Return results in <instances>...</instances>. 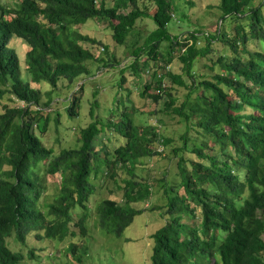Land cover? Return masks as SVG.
<instances>
[{"label": "trees", "instance_id": "trees-1", "mask_svg": "<svg viewBox=\"0 0 264 264\" xmlns=\"http://www.w3.org/2000/svg\"><path fill=\"white\" fill-rule=\"evenodd\" d=\"M146 1L21 0L14 6L0 1V99L10 94L22 104L6 105L0 113V264H22L25 258L7 245L12 235L29 246V258L35 249L28 237L62 241L87 236L88 201L100 175L114 182L118 170L124 176L117 179L121 200L103 198L94 206L102 230L119 237L135 215L146 211L133 205L147 201L152 191L148 183L139 187L136 168L158 154L160 124H135L134 104L113 122L91 121L79 130L74 146L58 153L40 135L49 120L41 111L60 81L68 88L87 73L88 61L117 64L115 57H97L83 45L97 41L78 26L98 18L107 22L115 44L126 45L131 37L130 58L120 72L128 69L140 81V97L162 101L153 114L175 117L183 127L181 146L172 153L188 156H179L178 180L163 190L167 218L150 235V264H264V0H218L215 31L197 28L181 42L179 33L168 28L170 22L177 25L173 0ZM184 3L193 7L192 0ZM176 15L178 22H188L184 13ZM144 19L150 28L144 27L141 35L137 24ZM199 32L204 34L202 47L197 46ZM13 38L28 48L23 73L9 45ZM163 42L178 49L181 72L167 68L171 57L167 50L160 52ZM212 42L224 44L229 54L210 55ZM200 57L211 61L204 65L206 72L196 65ZM161 59L165 62L157 65ZM142 72L147 76L143 82ZM119 79L123 84L124 78ZM41 85L49 90L41 91ZM81 88L68 97L65 112L70 116L78 115ZM59 114L55 111L56 124ZM106 131L115 138L110 150L102 143ZM55 173L59 193L47 202L45 174ZM66 250L81 263L82 245L70 241Z\"/></svg>", "mask_w": 264, "mask_h": 264}, {"label": "rangeland", "instance_id": "rangeland-1", "mask_svg": "<svg viewBox=\"0 0 264 264\" xmlns=\"http://www.w3.org/2000/svg\"><path fill=\"white\" fill-rule=\"evenodd\" d=\"M8 6H14L21 0H0ZM146 0H142V2ZM193 7H189L184 0H173L177 7L174 15L177 25L172 22L168 24V28L172 33L178 34L179 41L188 38V31H194L197 28L203 33L212 34L219 21L220 16L216 8L218 0H192ZM179 5V6H178ZM264 9V6H263ZM187 15L188 22H178L177 12ZM146 24V25H145ZM140 34H144V27L150 28L146 19L137 24ZM198 25H200L198 27ZM228 25L224 29L229 30ZM201 28H203L201 30ZM82 33L94 37L97 41L95 45L83 44L86 48L97 57L110 58L115 57L117 64L113 66L104 67L101 63L96 61H88L87 73L81 74L76 80H73L68 88H64V81H60L58 89L51 91L52 101L48 107H45L41 114L49 118L47 128L41 135L42 143L51 148L53 153H58L62 148H70L74 146L79 138L78 132L82 127L87 126L91 121L100 119L101 122H108L120 118L121 112L124 109H129L132 104L134 115L133 122L142 128L147 125L158 127L159 138L155 142V149L158 154L152 158H144L141 164L137 165L136 175L139 183L143 187L144 184H150L152 187L151 196L147 201L140 202L135 207H141L146 211L134 216L133 221L122 232L121 236L117 237L113 234H108L98 226V216L95 212V204L103 198L116 199L120 201L122 198L121 183L117 179L124 178L121 171H117L119 177L114 182L109 180L105 175H100L99 179L93 180L96 185V193L89 198V218H88V234L81 240L79 237H67L62 241L57 240H35L33 237H28L30 241L28 245L34 247L33 258L28 257V247L23 246L14 239V235L7 238V245L13 251H22L25 258L22 264H150V256L152 253L153 239L150 235L159 227L164 225L167 216L165 215L164 204L166 197L163 190L166 189L170 183L176 184L178 180L176 161L180 155L188 156L187 153L178 151L177 154L172 153V149L181 146L179 135L183 131L182 124L178 122L177 118L157 112L153 114L154 110L162 108V101L160 104H155L148 97H140L137 87L140 81H137L128 69L123 73L120 68L127 65L128 58H130L131 37H128L126 45H118L112 41L111 30L107 26L104 19H89L85 24L77 28ZM183 31L182 33H180ZM136 37L135 33H133ZM200 38L197 46L202 47L205 44L204 34L199 32ZM16 51L21 65V73L25 67L23 59L24 53L28 49L26 44L21 40L13 38L9 43ZM102 47L105 48L102 51ZM169 51L171 60L168 63V69L173 73L181 72V63L178 60V49L173 45L163 42L160 46V52ZM229 54V50L224 44L220 42H212L211 53L213 57L218 54ZM108 55L107 57H105ZM110 55V56H109ZM167 57V55H166ZM165 61L159 60L157 65H162ZM211 64V61L205 57H200L197 62L198 69L201 72L208 71L204 66ZM157 74L162 70L156 68ZM165 70L166 67H165ZM151 71V70H150ZM120 75L124 78L123 84L120 82ZM140 77L141 82L147 79V76L142 72ZM168 81L167 78H165ZM82 85V90L79 95L80 109L78 115L70 116L65 112V106L68 105V97L77 88ZM36 87V85H35ZM41 91H48V86H40ZM150 89L148 92H152ZM76 94V92H75ZM127 94V95H126ZM45 99V97H44ZM96 102V106L93 102ZM22 106L20 101L14 99L10 94L5 95L0 99V113L3 112L4 107ZM133 105V106H134ZM93 108V113L90 109ZM55 111L59 114V124L55 123ZM106 136L102 137V143L110 150L115 145V138L106 131ZM106 137L109 138L106 143ZM167 139V143L165 142ZM165 140V141H163ZM100 147L98 143L97 148ZM45 193L44 198L47 202H51L59 193L60 176L58 173L54 175L45 174ZM150 187V189H151ZM153 206V210L151 209ZM76 211V210H75ZM73 241L85 248V251H80L81 263L75 260L74 254L68 252L66 247Z\"/></svg>", "mask_w": 264, "mask_h": 264}]
</instances>
